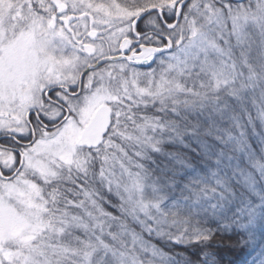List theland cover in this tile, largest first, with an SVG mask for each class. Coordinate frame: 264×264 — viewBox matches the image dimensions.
<instances>
[{
  "label": "snow or ice",
  "instance_id": "1",
  "mask_svg": "<svg viewBox=\"0 0 264 264\" xmlns=\"http://www.w3.org/2000/svg\"><path fill=\"white\" fill-rule=\"evenodd\" d=\"M0 264H264V0H0Z\"/></svg>",
  "mask_w": 264,
  "mask_h": 264
}]
</instances>
